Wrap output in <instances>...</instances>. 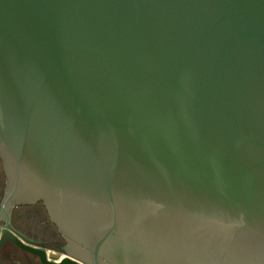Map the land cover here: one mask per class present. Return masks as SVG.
Instances as JSON below:
<instances>
[{
  "label": "water",
  "instance_id": "95a60500",
  "mask_svg": "<svg viewBox=\"0 0 264 264\" xmlns=\"http://www.w3.org/2000/svg\"><path fill=\"white\" fill-rule=\"evenodd\" d=\"M0 158V248L264 264V0H0Z\"/></svg>",
  "mask_w": 264,
  "mask_h": 264
},
{
  "label": "flooded vegetation",
  "instance_id": "af4514ba",
  "mask_svg": "<svg viewBox=\"0 0 264 264\" xmlns=\"http://www.w3.org/2000/svg\"><path fill=\"white\" fill-rule=\"evenodd\" d=\"M0 161L3 168L1 158ZM3 178H6L4 169H3V173L0 172V180H2ZM38 205H41V207L46 212L47 220L43 219L42 221H40V223L36 224L34 219L28 218L30 217L31 214L28 211V209L37 208ZM39 215L42 216L41 214H38L34 218L37 219ZM26 219H29L28 222ZM23 220H26V223L24 222V225H23ZM13 221L14 224L16 225H18V222L20 223V225H18V228H20L21 232H23V234L26 236V238L24 239L25 242L41 247L48 252L51 251L52 249L56 253L59 254L63 253L64 251L63 246L65 244V241L59 234L56 226L50 221L47 210L42 202H39L34 205H26L16 208L13 215ZM53 226H55L56 232L53 231L52 229ZM52 233H54V237H56L55 234L58 235V239H59L58 241H54L53 237L49 236ZM17 254H19L20 257H16L12 259V257ZM0 256L4 261V263L5 260L3 259V257H5L6 260H12V261L21 260L22 262H25V264H34V261L36 259V261L43 264L38 255L21 249L12 241L6 242V244L0 248Z\"/></svg>",
  "mask_w": 264,
  "mask_h": 264
},
{
  "label": "rangeland",
  "instance_id": "374dc122",
  "mask_svg": "<svg viewBox=\"0 0 264 264\" xmlns=\"http://www.w3.org/2000/svg\"><path fill=\"white\" fill-rule=\"evenodd\" d=\"M0 162H1V161H0ZM0 172L3 173V168H2L1 163H0ZM5 185H6V178H3V179H2V185H1V187H0V193H1V196H2V194H3V192H4ZM38 206H39V207H38ZM38 206H37V208H29V209H28V211L31 213V214H30V217H28V218H30V219H34L35 222H36V224L40 223V221H42L43 219H44V220H47V214H46V212H45L44 209L41 207V205H38ZM39 212H40V213H39ZM38 214H41L42 216L39 215V217H38L37 219H35L34 217H35L36 215H38ZM32 216H33V217H32ZM26 220H27V222H28L29 219H26ZM26 220H23V225H24V222L26 223ZM52 229H53L54 232H56V228H55V226H53ZM52 229H51V230H52ZM52 234H53V235H52ZM52 234H50L49 236L53 237V240H54V241H58V240H59V239H58V235L55 234L56 237H54V233H52ZM52 251H53V250L51 249V252H52ZM16 257H20L19 254L13 256L12 259H13V258H16ZM34 264H41V263H39V262L36 261V259H35Z\"/></svg>",
  "mask_w": 264,
  "mask_h": 264
},
{
  "label": "crops",
  "instance_id": "0c3cea01",
  "mask_svg": "<svg viewBox=\"0 0 264 264\" xmlns=\"http://www.w3.org/2000/svg\"><path fill=\"white\" fill-rule=\"evenodd\" d=\"M2 185V180H0V187ZM0 196H1V193H0ZM14 223V221H13ZM15 227L21 231L20 228H18V225H20V223L18 222V225L14 224ZM1 228H2V225H0V231H1ZM3 259L5 260V264H25V262H22L21 260H6L5 257H3Z\"/></svg>",
  "mask_w": 264,
  "mask_h": 264
},
{
  "label": "built area",
  "instance_id": "2783aa9c",
  "mask_svg": "<svg viewBox=\"0 0 264 264\" xmlns=\"http://www.w3.org/2000/svg\"><path fill=\"white\" fill-rule=\"evenodd\" d=\"M0 200H1V196H0Z\"/></svg>",
  "mask_w": 264,
  "mask_h": 264
}]
</instances>
